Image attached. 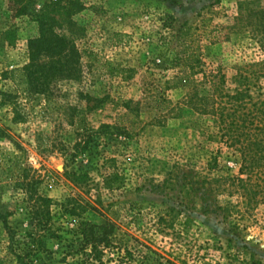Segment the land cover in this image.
Masks as SVG:
<instances>
[{
    "label": "rangeland",
    "instance_id": "obj_1",
    "mask_svg": "<svg viewBox=\"0 0 264 264\" xmlns=\"http://www.w3.org/2000/svg\"><path fill=\"white\" fill-rule=\"evenodd\" d=\"M81 2L77 44L97 57H83L82 79L57 83L48 99L29 95L23 72L38 23L0 0V130L9 136L0 150L20 144L44 193L86 208L82 217L57 215L60 237L38 238L27 264H264V170L245 198L233 179L240 162L225 146L218 152L215 117L203 105L211 72L232 92L236 74L255 65L251 93L264 90V0ZM5 93L16 105L3 103ZM24 197L13 184L0 196V213H11L23 238L34 230ZM84 219L114 224L102 262L75 234ZM8 246L0 220V264H21Z\"/></svg>",
    "mask_w": 264,
    "mask_h": 264
},
{
    "label": "trees",
    "instance_id": "obj_2",
    "mask_svg": "<svg viewBox=\"0 0 264 264\" xmlns=\"http://www.w3.org/2000/svg\"><path fill=\"white\" fill-rule=\"evenodd\" d=\"M9 9L14 16L29 15L38 23V34L28 42V62L23 67L30 96L49 99L53 96L57 83L78 82L82 79V58L95 59L97 55L90 50H81L77 44L79 27L74 16L84 9L81 0H51L43 3L40 0H10ZM16 38L14 29L6 31L8 44L14 45ZM252 66L236 74L233 81L236 86L232 92L226 91V77L219 71L206 75L208 94L203 103L205 110L215 117L217 137L221 143L218 152L223 151L225 146L229 149V154L240 162L239 173L233 179L239 182L240 187H244L247 193H243L245 198L253 194L254 175L264 170V90L257 98L251 93L249 74L257 75ZM176 79L181 82L183 76ZM174 88H185V84L174 83ZM4 97L6 102L3 103L16 105L15 94L5 93ZM13 121L22 122L21 114L16 113ZM69 125H74V122L69 121ZM0 137L9 136L1 129ZM14 145L16 150H0V196L12 184L15 190L22 191L24 200L28 203L27 207L30 208L28 221L34 230L29 231L23 238L10 226V212L0 213V220L8 235L10 251L19 263L27 264L34 253L33 245L36 246L38 238L60 237L59 228L55 224L57 215L82 217L81 213L86 208L74 199L57 201L44 193L41 189L42 174L21 162L25 148L16 142ZM213 160L216 162L218 159L214 157ZM210 165L213 164L210 162ZM225 179L227 182L231 176ZM109 180L107 178L105 182L110 189L113 184ZM203 201L204 209L212 211L207 204V198L204 197ZM216 208L224 212L229 210L228 207L219 205ZM113 231L114 224L111 220L99 224L84 219L75 234L81 240L83 251L96 261L102 262L107 250L112 247ZM27 237L32 242H28L29 246L26 248L22 246L21 240Z\"/></svg>",
    "mask_w": 264,
    "mask_h": 264
}]
</instances>
